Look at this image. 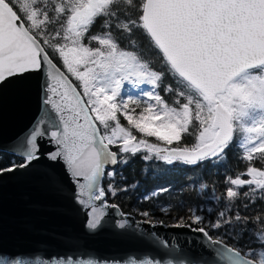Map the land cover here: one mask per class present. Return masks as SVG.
<instances>
[{
    "label": "snow or ice",
    "instance_id": "snow-or-ice-1",
    "mask_svg": "<svg viewBox=\"0 0 264 264\" xmlns=\"http://www.w3.org/2000/svg\"><path fill=\"white\" fill-rule=\"evenodd\" d=\"M6 88L21 104L34 95L41 115L0 153V183L40 169L43 159L61 164L62 171L49 165L43 179L53 192L70 193L86 228L96 231L109 209L131 215L109 197L127 193L117 176L123 180L119 169L137 156L164 166L223 167L239 149L244 170L225 176L223 197L213 189L212 199L227 201L215 219L206 222L188 205L169 225L152 209H135V230L145 237L156 234L142 225L200 234L214 252L201 264H264V209L231 212L241 195L245 211L264 203V0H0V94ZM159 211L172 218L175 209Z\"/></svg>",
    "mask_w": 264,
    "mask_h": 264
},
{
    "label": "water",
    "instance_id": "water-1",
    "mask_svg": "<svg viewBox=\"0 0 264 264\" xmlns=\"http://www.w3.org/2000/svg\"><path fill=\"white\" fill-rule=\"evenodd\" d=\"M40 115L34 95L28 103L21 104L14 90L6 88L0 94V152H6L25 136ZM51 147L45 145V150ZM41 165L34 172L0 183V259H20L25 264L54 258L93 259L107 264L142 259L159 260L161 264L169 260L173 264L181 260L201 264L202 258L214 256L200 234L182 228L142 225L143 231L156 234L145 237L135 230L139 220L133 216L122 218L111 209L102 226L89 231L86 216L72 202L70 193L53 192L43 179L49 165L57 171H62V165L47 159ZM107 167L111 170V166ZM119 219L129 221L126 229L115 227Z\"/></svg>",
    "mask_w": 264,
    "mask_h": 264
},
{
    "label": "trees",
    "instance_id": "trees-1",
    "mask_svg": "<svg viewBox=\"0 0 264 264\" xmlns=\"http://www.w3.org/2000/svg\"><path fill=\"white\" fill-rule=\"evenodd\" d=\"M121 44L126 46L127 42L122 40ZM154 67L159 68V65H154ZM121 120L126 124L122 117ZM185 143L190 145L192 141L186 139ZM240 154L239 149H233L229 153L227 164L223 167H212L204 164L199 167L179 164L164 166L162 162H146L137 156L127 166L119 169V173L124 179L120 180V176H117L118 186L127 187V193H121L117 197H109V202L119 204L125 213H131L130 216H133L136 220H140L141 217L134 211L135 209H152L156 219H164L169 225L175 222V216L185 214L187 206L191 205L199 208L198 214L204 216L207 222L208 219H215L213 213L224 210V206L227 204L226 199L219 202L212 199L213 189H215L216 196L223 197L225 176L235 175L237 172L244 170L245 165L239 159ZM5 158L16 159L12 155ZM166 167L167 171H165ZM107 182L108 178L105 177L104 186L107 185ZM201 183L208 185L204 192L199 191ZM161 188H166L168 191L162 192L160 191ZM144 196H148L149 199L145 200ZM239 199V203H234L231 206L233 214L239 210L244 215L254 216L264 209V203L258 202L255 207L249 204L248 210L245 211L243 195ZM180 204L185 205L183 212L178 207ZM161 206H171L175 209L171 213L172 218L159 211ZM228 242L233 243L234 241L229 240ZM245 243H247V237L240 242L239 246H243Z\"/></svg>",
    "mask_w": 264,
    "mask_h": 264
}]
</instances>
